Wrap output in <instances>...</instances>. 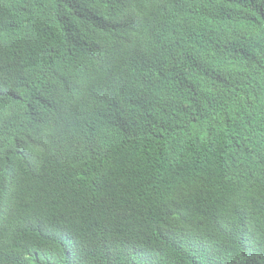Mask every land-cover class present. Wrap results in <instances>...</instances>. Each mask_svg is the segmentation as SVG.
Instances as JSON below:
<instances>
[{"label":"trees","instance_id":"16d2710c","mask_svg":"<svg viewBox=\"0 0 264 264\" xmlns=\"http://www.w3.org/2000/svg\"><path fill=\"white\" fill-rule=\"evenodd\" d=\"M0 264H264V0H0Z\"/></svg>","mask_w":264,"mask_h":264}]
</instances>
